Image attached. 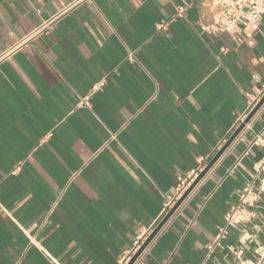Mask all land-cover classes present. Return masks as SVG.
<instances>
[{
	"label": "crops",
	"instance_id": "0c3cea01",
	"mask_svg": "<svg viewBox=\"0 0 264 264\" xmlns=\"http://www.w3.org/2000/svg\"><path fill=\"white\" fill-rule=\"evenodd\" d=\"M220 9L0 0V264H119L163 219L177 182L204 169L264 95V16L233 36L204 31ZM263 159L264 106L134 264L254 258L264 194L215 251L207 245Z\"/></svg>",
	"mask_w": 264,
	"mask_h": 264
},
{
	"label": "built area",
	"instance_id": "2783aa9c",
	"mask_svg": "<svg viewBox=\"0 0 264 264\" xmlns=\"http://www.w3.org/2000/svg\"><path fill=\"white\" fill-rule=\"evenodd\" d=\"M215 2L220 5L221 9L212 24L202 26V29L207 32L227 33L233 36L241 27L255 28L258 21L264 16V0H215ZM183 9V7H179L178 13L181 14ZM54 19L44 21L40 29L45 26L47 27ZM167 25L168 23L161 22L159 28L164 29ZM225 50V48L222 49V51ZM130 58L133 59V56L131 55ZM104 85V80L94 85L90 94L79 100L78 106H89L92 93L101 89ZM253 105L252 103L251 107ZM226 141L227 139H224L223 143ZM262 142L263 139L258 135L253 144ZM202 170L203 167H199L198 170L192 172L188 177L182 178L177 182L174 194L170 197V202L167 204L165 212H168L185 193ZM262 194H264V159L255 163L253 178L245 182L240 190L238 201L227 210L224 224L219 227L213 241L207 245L208 252L215 251L222 244L229 236L231 226L238 225L250 219L253 214L252 209L256 207V203ZM157 225L158 222H154L149 227L141 229L140 233L136 236L133 247L122 255L119 264L129 263L133 255L141 248ZM251 238L252 236L245 232L240 236L239 240L241 243H246ZM236 256L238 258L237 264H264V244L255 249L254 258L243 257L241 250L236 252Z\"/></svg>",
	"mask_w": 264,
	"mask_h": 264
},
{
	"label": "water",
	"instance_id": "95a60500",
	"mask_svg": "<svg viewBox=\"0 0 264 264\" xmlns=\"http://www.w3.org/2000/svg\"><path fill=\"white\" fill-rule=\"evenodd\" d=\"M264 106V95L255 105V107L250 111V113L246 116L243 122L236 128V130L232 133V135L228 138V140L224 143V145L219 149V151L214 155V157L210 160V162L206 165V167L200 172L198 177L192 183V185L185 191V193L176 201V203L169 209L163 219L158 223V225L154 228L152 233L149 235L147 240L141 246V248L133 255L132 259L128 264H134L137 259L141 256V254L145 251V249L149 246V244L154 240V238L159 234V232L163 229V227L167 224V222L171 219V217L178 211V209L182 206V204L187 200L196 186L205 178V176L209 173V171L213 168V166L217 163V161L223 156V154L229 149V147L233 144L239 134L243 131L245 126L251 121V119L257 114V112Z\"/></svg>",
	"mask_w": 264,
	"mask_h": 264
}]
</instances>
